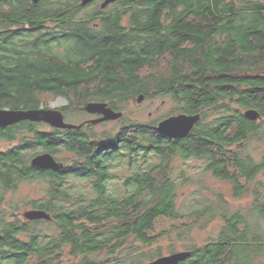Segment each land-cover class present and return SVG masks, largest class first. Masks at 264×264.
I'll use <instances>...</instances> for the list:
<instances>
[{
  "label": "trees",
  "instance_id": "trees-1",
  "mask_svg": "<svg viewBox=\"0 0 264 264\" xmlns=\"http://www.w3.org/2000/svg\"><path fill=\"white\" fill-rule=\"evenodd\" d=\"M140 95L169 98V116L200 114L201 122L185 139L162 135L156 122L128 121L102 140L93 139L94 126L48 131L22 121L0 129V141L16 143L0 150V264H103L88 259L101 253L104 264L150 262L161 255L130 243L157 244L160 219L181 223L179 241L198 224L222 221L216 238L186 247L192 256L181 264H264V227L253 217L264 226V194L251 189L264 157L255 162L243 150L260 130L243 111L264 118V1L117 0L101 10L81 0H0V109L49 108L47 97L63 96L65 116L93 101L120 111ZM234 143L244 144L232 151ZM39 152L63 167L33 168ZM204 155L203 173L230 184L235 199L254 195L252 216L222 196L178 208L171 164ZM32 182L46 185L32 208L53 221L20 220L19 205L5 206L3 191Z\"/></svg>",
  "mask_w": 264,
  "mask_h": 264
},
{
  "label": "rangeland",
  "instance_id": "rangeland-1",
  "mask_svg": "<svg viewBox=\"0 0 264 264\" xmlns=\"http://www.w3.org/2000/svg\"><path fill=\"white\" fill-rule=\"evenodd\" d=\"M100 5L101 4L98 3L99 7ZM46 101L49 108L53 107L60 109L69 105L68 99L63 96H49L46 98ZM43 106L45 105L43 104ZM120 108V111L124 113V120L122 122H108L94 126L90 130L93 139L102 140L103 136H114L122 127V125L128 121L142 124L156 122L157 124L160 120L166 117H170L169 115L173 112L175 104L169 98L144 99V101L140 104L137 102V100L131 99L127 103L121 104ZM90 119H92V117H90V115H88L86 112H68L65 116L66 122L74 125H80ZM257 122H259L260 124L259 133L249 139V143L246 145V149L243 150L244 154L250 156L255 162H261L264 157V118ZM42 129L50 131L52 128L47 125V127H44ZM14 145H16V143L0 141V150H7ZM66 156V154H62L59 157L64 158ZM171 169L173 171L174 177L176 178L178 183H180V187L178 188L177 206L182 210L190 209V205H192V201L195 199L201 198L205 200V203H209L210 199H217V197L222 196L229 203L233 211H239L243 213L250 212L249 216H252V214H254V211H252V206L255 199L254 195H252L253 191L260 189L264 194V171L258 176L256 181L252 183L251 195L243 197L242 199H235L230 184L215 179L211 173H203L205 169V163L202 159H183L178 157L172 162ZM127 174L128 173H114V175L119 176H125ZM183 181H186L185 185H182ZM45 191L46 185L44 183L32 182L21 184L15 191H3L2 193L4 194L3 199L5 201V206L11 207V203L15 202L17 205H19V208H16L17 211L15 212V217L20 220L26 221L23 217V213L28 210L34 209L32 208V202L45 199ZM11 211H9L7 214L9 220H12ZM253 217H255V224H259L261 225V227H264L263 223L256 219V216L253 215ZM180 225L181 223L175 220L160 219L157 222L156 230L153 233V235L155 236L161 234L159 242L153 247L147 248L137 242L132 241L130 243L131 249H135L137 247L141 251L150 252V255H155L157 253L161 256L170 255L171 251H185L186 247H189L192 244L201 245L209 241L210 239L216 238L223 224L221 219H217L216 221L209 223V225L205 226L204 228H202L201 225L198 224L196 228L194 227L195 229L193 228L194 231L191 232V234L185 233V235L187 234V236H189V240L185 241L178 240V237L180 235L179 233L183 229H181ZM49 227L52 229L56 228L55 225H49ZM169 229H171V233L165 234V232ZM45 230L46 233H49L51 231V229H49L48 227H46ZM88 259L95 260L99 263L102 262L103 264L104 262L106 263L107 261H109L105 253L90 256L88 257ZM81 261L82 258L71 257L70 259L66 258L64 264H77Z\"/></svg>",
  "mask_w": 264,
  "mask_h": 264
},
{
  "label": "water",
  "instance_id": "water-1",
  "mask_svg": "<svg viewBox=\"0 0 264 264\" xmlns=\"http://www.w3.org/2000/svg\"><path fill=\"white\" fill-rule=\"evenodd\" d=\"M37 3L39 0H30ZM99 0H81L82 6L90 5ZM117 0H103L100 5L101 10H105L108 6L115 3ZM144 95H140L137 102L140 104L144 101ZM85 112L89 114L102 115L97 120L90 121L92 124H99L110 121H119L123 118L124 113L114 110L107 102H89L85 108ZM244 116L251 121H259L263 117L256 109H249L245 111ZM22 121L40 122L46 125L61 129V130H79L82 125H74L67 123L64 112L59 108H45L28 109V110H10L0 109V129L13 126ZM201 121V115L179 114L163 119L158 124V131L172 139H185L193 131L195 126ZM31 166L41 170L58 171L63 167L50 153H40L34 156L31 161ZM23 217L27 221H53L51 214L45 210L32 209L23 213ZM2 235L0 234V240ZM192 256L191 251L175 252L170 255L160 256L157 259L144 264H180L185 262Z\"/></svg>",
  "mask_w": 264,
  "mask_h": 264
},
{
  "label": "flooded vegetation",
  "instance_id": "flooded-vegetation-1",
  "mask_svg": "<svg viewBox=\"0 0 264 264\" xmlns=\"http://www.w3.org/2000/svg\"><path fill=\"white\" fill-rule=\"evenodd\" d=\"M97 3H102L103 2V0H99V1H96ZM122 112V111H121ZM87 113V112H86ZM88 115H90V117H92V119H90V120H87V121H85V122H83L82 124H80V125H82V128H85V127H87V126H96V125H100V124H103V123H99V124H92L90 121H92V120H97V119H99V118H101L102 117V115H98V114H89V113H87ZM65 115V114H64ZM167 118V117H166ZM165 119V118H164ZM201 119H202V116H201ZM163 120V119H162ZM162 120H160L159 122H158V124L162 121ZM120 121V120H119ZM110 122H118V121H110ZM201 122V121H200ZM210 122V121H209ZM104 123H108V122H104ZM45 124V123H44ZM158 124H157V127H158ZM205 128L207 127V122H205V125H203ZM52 128V127H51ZM81 128V129H82ZM56 129V128H55ZM58 130H61V129H58ZM80 130V129H79ZM244 143H241V144H239V143H234V145H232L231 146V149H232V151H235L237 148H238V146H242ZM202 160L204 161V163H205V167H206V165H207V156L206 155H204L203 156V158H202ZM151 262V261H150ZM146 263H148V262H146ZM140 264H144V263H140ZM181 264V263H180Z\"/></svg>",
  "mask_w": 264,
  "mask_h": 264
}]
</instances>
